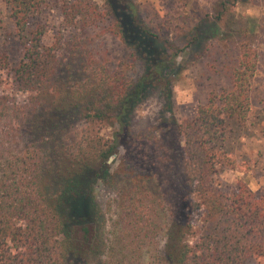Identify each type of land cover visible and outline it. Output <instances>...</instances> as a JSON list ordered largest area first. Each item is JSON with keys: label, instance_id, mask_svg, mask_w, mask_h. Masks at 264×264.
Returning a JSON list of instances; mask_svg holds the SVG:
<instances>
[{"label": "trees", "instance_id": "trees-1", "mask_svg": "<svg viewBox=\"0 0 264 264\" xmlns=\"http://www.w3.org/2000/svg\"><path fill=\"white\" fill-rule=\"evenodd\" d=\"M249 1L213 2L211 13L186 14L171 32L172 22L136 0H3L23 59L12 67L0 54V70L29 97L18 104L0 94V264L264 259V194L244 182L233 193L213 185L221 169L232 167L225 123L245 124L251 108L258 53L247 28H235L233 13L237 2ZM48 5L62 16L51 45L42 42V26H30ZM220 22L225 29L209 46H226L229 84L178 123L171 117L178 60ZM103 34L126 49L115 69L107 52L93 46ZM152 95L169 117L145 144L131 124ZM98 123L117 125L110 140L93 135ZM120 149L146 156L152 170L118 203L108 226L95 188L117 185L107 162Z\"/></svg>", "mask_w": 264, "mask_h": 264}, {"label": "rangeland", "instance_id": "rangeland-1", "mask_svg": "<svg viewBox=\"0 0 264 264\" xmlns=\"http://www.w3.org/2000/svg\"><path fill=\"white\" fill-rule=\"evenodd\" d=\"M102 5V0H95ZM140 7L150 14H157L162 20L172 22L186 14L199 18L216 8L213 2L221 0H136ZM237 24L235 28H247L250 40L258 53L257 70L250 88V112L245 124L240 125L232 120L225 123V152L231 160L232 167L221 169L213 179V185L226 193L236 191L239 182H244L258 196L264 194V0L237 2L233 8ZM211 18V17H210ZM42 26L43 44L51 45L62 30V16L59 9L53 5L46 6L36 18L30 21V26ZM225 26L218 23L207 28L201 46L181 54L178 63L180 75L174 83L173 108L171 117L178 123L194 116L196 107L207 102L210 93L228 86L229 60L225 55L226 46H209L214 43ZM105 50L109 56L110 67L115 69L117 62L125 56L126 49L112 35L103 34L93 46ZM0 54L7 57L10 66L18 65L23 59L22 46L14 35L9 13L0 0ZM0 94L8 95L18 104H23L29 97L25 92L14 87L7 71L0 70ZM161 102L152 95L136 111L132 120L131 130L138 139L147 144L156 136V130L161 120L168 119L163 114ZM165 122V120H164ZM117 125L98 123L93 125V135L111 139ZM25 138V136H24ZM140 141V140H139ZM141 145L137 143L136 148ZM135 148V149H136ZM110 159V158H109ZM107 162L110 170L117 174V185L98 183L95 188L96 202L107 218L117 214L118 203L133 190L136 185L151 174L152 165L146 156L120 149ZM113 179V178H112ZM149 189L153 186L149 183ZM141 186V185H140ZM196 199V197H195ZM197 223V222H196ZM109 230V228H108ZM264 264V259L259 261Z\"/></svg>", "mask_w": 264, "mask_h": 264}, {"label": "water", "instance_id": "water-1", "mask_svg": "<svg viewBox=\"0 0 264 264\" xmlns=\"http://www.w3.org/2000/svg\"><path fill=\"white\" fill-rule=\"evenodd\" d=\"M113 157H114V155H113L112 157H110V159H109V160H111Z\"/></svg>", "mask_w": 264, "mask_h": 264}]
</instances>
